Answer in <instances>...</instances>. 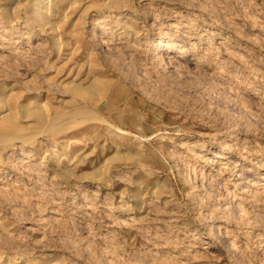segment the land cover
I'll return each mask as SVG.
<instances>
[{
	"label": "rangeland",
	"instance_id": "rangeland-1",
	"mask_svg": "<svg viewBox=\"0 0 264 264\" xmlns=\"http://www.w3.org/2000/svg\"><path fill=\"white\" fill-rule=\"evenodd\" d=\"M40 1L0 0V259L264 264V0Z\"/></svg>",
	"mask_w": 264,
	"mask_h": 264
},
{
	"label": "bare ground",
	"instance_id": "bare-ground-1",
	"mask_svg": "<svg viewBox=\"0 0 264 264\" xmlns=\"http://www.w3.org/2000/svg\"><path fill=\"white\" fill-rule=\"evenodd\" d=\"M42 1V0H41ZM40 1V2H41ZM46 1V0H45ZM34 2V1H33ZM15 3H17V2H15ZM35 3V2H34ZM8 5H9V3H8ZM14 5V4H13ZM52 5V4H51ZM73 6V5H72ZM5 7V6H4ZM13 7V6H12ZM107 8V7H106ZM23 9V8H22ZM12 10V9H11ZM10 10V11H11ZM14 10V9H13ZM39 10H41V12H42V14H44V15H50L51 14V12H50V7L49 6H47V5H45V6H42V7H36L35 9H34V14H36ZM68 10V9H67ZM66 10V11H67ZM93 10V9H92ZM7 12L9 13V11L7 10ZM23 12V11H22ZM10 15H12V13L10 14ZM13 16V15H12ZM63 17V16H62ZM65 17V16H64ZM97 17V16H96ZM14 18V17H13ZM14 21V20H13ZM103 21H105V20H103ZM15 22V21H14ZM62 22V21H61ZM92 22V21H91ZM12 23V22H11ZM50 23V21H46V23L45 24H49ZM13 24V23H12ZM103 25V24H102ZM174 25V24H173ZM11 26V25H10ZM180 31V30H179ZM186 31V30H185ZM47 32V31H46ZM49 32V31H48ZM185 33V32H184ZM187 33V32H186ZM44 34V33H43ZM164 34V33H163ZM162 34V35H163ZM168 34V33H167ZM40 37V36H39ZM49 37V36H48ZM105 38V37H104ZM44 39V38H43ZM58 39H59V37H58ZM169 42H170V37H159L158 39H156L155 41H154V44H153V46H152V53H153V55H159V54H161V56H163L164 55V53H165V51H168L169 53L171 52V53H173V52H175V51H177V48H179V46L178 45H175V44H169ZM41 47V46H40ZM106 47V46H105ZM167 49V50H166ZM40 50H41V48H40ZM143 50H145V49H143ZM90 54V53H89ZM165 56V55H164ZM166 57V56H165ZM169 58V57H168ZM69 59V58H68ZM80 64V63H79ZM51 70V69H50ZM76 77V76H75ZM93 79V78H92ZM96 83V82H95ZM95 83H94V85H95ZM88 87V86H87ZM91 88V87H90ZM77 90V89H76ZM92 90V89H91ZM90 90V91H91ZM86 93H87V95H88V91H86ZM95 95V94H94ZM99 95V94H98ZM36 96V95H35ZM92 96V95H91ZM5 99V98H4ZM34 99H36V98H34ZM102 101V100H101ZM5 102H7V101H5ZM37 102V101H36ZM8 103V102H7ZM28 103H30V102H28ZM41 103V102H40ZM33 105H34V103H32ZM43 104V103H42ZM42 104H40V105H42ZM31 105V104H30ZM39 105V106H40ZM43 106V105H42ZM38 107V106H37ZM46 107V106H45ZM40 108H42V107H40ZM47 108V107H46ZM46 108H44V110L46 109ZM31 109H33V108H31ZM80 109V108H79ZM33 110H38V108H36V109H33ZM40 110H42V109H40ZM79 111V110H78ZM17 112V111H16ZM40 112V111H39ZM45 112H47V111H45ZM77 112V111H76ZM75 111H74V113H76ZM48 113V112H47ZM71 113H73V112H71ZM44 114V113H43ZM67 114H69V113H67ZM78 114V113H77ZM0 115H2L3 117L4 116H12L13 118H14V120H15V116H14V113L12 112V110H9L6 106H4L1 102H0ZM26 115V114H25ZM27 115H28V113H27ZM66 115V114H65ZM71 115V114H70ZM79 115V114H78ZM81 115V114H80ZM88 115V114H87ZM92 115V117L93 116H96L95 114H91ZM91 115L89 114V118L91 117ZM58 116V115H57ZM67 116V115H66ZM72 116V115H71ZM83 116V115H82ZM86 116V115H85ZM45 117V116H44ZM47 117V116H46ZM56 117V116H55ZM68 117V116H67ZM91 117V118H92ZM99 117H101V116H99ZM51 118V117H50ZM58 119H60V117H57ZM71 118V117H70ZM73 118V117H72ZM71 118V119H72ZM74 118H75V116H74ZM91 118L89 119V120H91ZM98 118V117H97ZM96 118V119H97ZM47 119V118H46ZM52 119H53V117H52ZM93 119H94V117H93ZM100 119V118H99ZM99 119H97V121L99 120ZM102 119V118H101ZM13 120V119H12ZM13 120V121H14ZM47 120H49V118L47 119ZM54 120V119H53ZM73 120V119H72ZM82 120V119H81ZM87 120V119H86ZM102 120H104V119H102ZM55 121V120H54ZM56 122V121H55ZM73 123H74V121H72ZM79 122H81V121H79ZM104 122V121H103ZM102 122V123H103ZM71 123V122H70ZM101 123V122H100ZM105 123V122H104ZM53 124V123H52ZM62 124V123H61ZM108 124V123H107ZM46 125H48V124H46ZM50 125V124H49ZM48 125V126H49ZM45 126V125H44ZM46 127V126H45ZM109 127H111V126H109ZM113 127V126H112ZM44 128V127H43ZM42 128V129H43ZM51 128V127H50ZM56 129V128H55ZM115 129H116V127H115ZM118 129V128H117ZM49 130V129H48ZM50 131V130H49ZM110 131V130H109ZM121 132H124V131H121ZM120 132V133H121ZM129 132V131H128ZM127 133V132H126ZM45 134V133H44ZM46 135V134H45ZM108 135V134H107ZM29 136V135H28ZM31 136V135H30ZM44 136V135H43ZM138 136V135H137ZM140 136V135H139ZM14 137V136H13ZM20 137V136H19ZM19 137H14V138H19ZM23 137V136H22ZM25 138V140H26V136H24ZM32 137V136H31ZM34 137V136H33ZM13 138V139H14ZM30 138V137H29ZM125 142L126 143H128V142H131L132 140H133V138L135 139V135H132V134H128V135H126L125 137ZM144 138V137H143ZM6 139V138H5ZM23 139V140H24ZM28 139V138H27ZM32 139H34V138H32ZM140 139H141V137H140ZM146 139V138H145ZM12 140V139H11ZM31 140V139H30ZM142 140V139H141ZM1 141V140H0ZM3 141L4 140H2L1 142L3 143ZM15 141V140H14ZM32 141V140H31ZM12 142V141H11ZM22 142V141H21ZM7 143L9 144V142L7 141ZM28 143V142H27ZM1 144V143H0ZM103 144V143H102ZM186 145V144H185ZM204 145V144H203ZM14 146V145H13ZM9 147V146H8ZM205 146H202V149H201V151L202 152H205V150H206V147L204 148ZM209 147V146H208ZM139 148V147H138ZM197 150V149H196ZM92 151V150H91ZM211 151H212V149H211ZM215 151V150H214ZM81 152V151H80ZM208 152H210L209 150H208ZM233 152V151H232ZM8 153V152H7ZM212 153V152H211ZM214 155H216V157H218V158H221V156H224L223 158L224 159H228V155H226V153L224 154H221V153H217V154H215V153H213ZM13 155V154H12ZM198 155H200V154H198ZM23 156V155H22ZM208 157V156H207ZM231 157V156H230ZM112 158H114V157H112ZM178 158V157H177ZM200 159V158H199ZM204 159V158H203ZM250 158H248L247 160H249ZM139 160V159H138ZM220 160H222V159H220ZM71 161V160H70ZM82 161V160H81ZM80 161V162H81ZM179 161V160H178ZM250 162V161H249ZM103 164V163H102ZM237 165V164H236ZM233 167V166H232ZM236 169V168H235ZM255 169V168H254ZM3 170V169H2ZM98 171H100V169L98 170ZM101 171H102V167H101ZM109 172V171H108ZM0 173H1V171H0ZM92 174V173H91ZM95 175V174H94ZM93 176V175H92ZM249 176V175H248ZM116 178V177H115ZM118 179H119V177H117ZM245 180V174L244 173H242L241 175H240V177H239V180ZM247 179H249V178H247ZM120 180V179H119ZM254 180H252V181H248L249 183H254L253 182ZM262 181V180H261ZM231 183V182H230ZM241 183V182H240ZM243 183H244V181H243ZM257 183V182H256ZM248 184V183H247ZM160 185V184H159ZM210 185V184H209ZM250 185V184H249ZM254 185V184H253ZM259 185V184H258ZM207 186V185H206ZM208 187V186H207ZM261 187H262V185H261ZM219 188V187H218ZM239 189V188H238ZM245 189V188H244ZM247 189H249L248 188V186H247ZM251 189H253V188H251ZM258 189H259V187H258ZM261 189V188H260ZM209 190H210V188H209ZM240 190V189H239ZM243 190V189H242ZM213 191V190H212ZM237 191V190H236ZM248 192H249V190H248ZM253 193V192H252ZM261 193V192H260ZM259 193V194H260ZM152 194V193H151ZM168 194V193H167ZM193 194V193H192ZM254 194V193H253ZM246 195H247V193H246ZM256 195V194H255ZM193 196V195H192ZM260 196H261V194H260ZM239 197V196H238ZM243 197V196H242ZM233 198V197H232ZM247 198V197H246ZM252 198H254V197H252ZM259 198V197H258ZM242 199V198H241ZM248 199H250V198H248ZM245 200V199H244ZM254 201V200H253ZM252 201V202H253ZM262 201V200H261ZM221 202V201H220ZM232 202V201H231ZM245 202V201H244ZM249 202V201H248ZM251 202V203H252ZM196 203V202H195ZM198 203V202H197ZM254 203H257L256 201L254 202ZM263 203V202H262ZM225 204V203H224ZM223 204V205H224ZM222 205V206H223ZM219 206V205H218ZM217 206V207H218ZM262 206V205H261ZM202 207V206H201ZM221 207V206H220ZM227 207V206H226ZM225 206H224V208H226ZM241 207V206H240ZM239 207V208H240ZM219 208V207H218ZM222 208V207H221ZM224 208H222V209H224ZM235 208V207H234ZM237 208V207H236ZM235 208V209H236ZM245 208V207H244ZM243 209V208H242ZM251 209V208H250ZM255 209V208H254ZM238 210V209H237ZM241 210V209H240ZM245 210V209H244ZM243 210V212H245V214H246V211H244ZM212 211V210H211ZM255 211V210H254ZM253 211V212H254ZM259 210H257V212H258ZM192 212V211H191ZM152 213V212H151ZM234 213V212H233ZM237 213H240V211H238ZM260 213V212H259ZM167 214V213H166ZM170 214V213H169ZM251 214V213H250ZM199 215V214H198ZM197 215V216H198ZM255 215V214H254ZM242 217H245L244 215H241ZM246 216H249L250 217V215H246ZM234 217V216H233ZM258 217V216H257ZM256 217V218H257ZM175 218H176V216H175ZM174 218V219H175ZM236 218V217H235ZM254 218V217H253ZM173 219V218H172ZM239 219V218H238ZM245 219H247L246 217H245ZM249 219V218H248ZM247 219V220H248ZM263 219V218H262ZM249 220H251V218L249 219ZM253 220V219H252ZM251 220V221H252ZM256 220V219H255ZM255 220H254V222H255ZM260 220V219H259ZM264 220V219H263ZM258 221V220H257ZM1 222V221H0ZM258 222H260V221H258ZM216 225V224H215ZM252 225V224H251ZM256 225V224H255ZM259 225V224H258ZM217 228V227H216ZM187 229V228H186ZM1 231V230H0ZM141 234V233H140ZM255 236V235H254ZM257 237V236H256ZM198 238V237H197ZM259 238V237H258ZM257 238V239H258ZM255 240V239H254ZM256 241V240H255ZM0 243H3V242H0ZM257 243H258V240H257ZM262 243V242H261ZM261 243L259 244V246L261 245ZM264 243V242H263ZM262 243V244H263ZM207 246V245H206ZM2 247V246H1ZM260 248V247H259ZM6 249V248H5ZM206 249V248H205ZM4 250V249H3ZM10 253V252H9ZM3 255V254H2ZM1 256V255H0ZM13 256V255H12ZM3 257V256H2ZM1 257V258H2ZM17 262V261H16ZM16 262H14V261H12V260H1L0 259V264H18V263H16ZM53 262V261H52ZM55 263V262H54ZM56 264V263H55Z\"/></svg>",
	"mask_w": 264,
	"mask_h": 264
}]
</instances>
